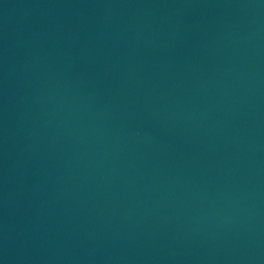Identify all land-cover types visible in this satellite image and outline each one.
Instances as JSON below:
<instances>
[{"label":"water","instance_id":"1","mask_svg":"<svg viewBox=\"0 0 264 264\" xmlns=\"http://www.w3.org/2000/svg\"><path fill=\"white\" fill-rule=\"evenodd\" d=\"M0 264H264V0H0Z\"/></svg>","mask_w":264,"mask_h":264}]
</instances>
